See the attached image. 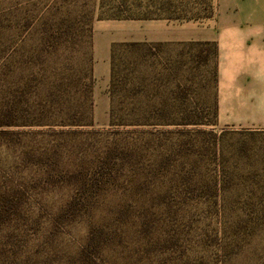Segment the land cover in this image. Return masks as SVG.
Instances as JSON below:
<instances>
[{
	"label": "rangeland",
	"instance_id": "obj_1",
	"mask_svg": "<svg viewBox=\"0 0 264 264\" xmlns=\"http://www.w3.org/2000/svg\"><path fill=\"white\" fill-rule=\"evenodd\" d=\"M211 13L212 0H0V122L14 121L0 194L18 210L0 264H78L93 226L106 242L91 264H264V130L216 123L211 44L118 47L107 119L94 115L95 26Z\"/></svg>",
	"mask_w": 264,
	"mask_h": 264
},
{
	"label": "crops",
	"instance_id": "obj_2",
	"mask_svg": "<svg viewBox=\"0 0 264 264\" xmlns=\"http://www.w3.org/2000/svg\"><path fill=\"white\" fill-rule=\"evenodd\" d=\"M95 26L93 76L95 117L107 119L108 100L100 97L110 77V47L117 42H213L216 47V123L264 130V0H212L209 17L158 18L145 24L115 25L104 34ZM102 35V36H101ZM102 100V101H101Z\"/></svg>",
	"mask_w": 264,
	"mask_h": 264
},
{
	"label": "trees",
	"instance_id": "obj_3",
	"mask_svg": "<svg viewBox=\"0 0 264 264\" xmlns=\"http://www.w3.org/2000/svg\"><path fill=\"white\" fill-rule=\"evenodd\" d=\"M169 4V1H168ZM112 18L116 19H128L131 18L130 15H119L114 14ZM149 17L145 15V19H148ZM156 18H180V17H172V16H166V17H160L157 16ZM161 42L157 43L160 44ZM201 43H207L211 44L213 46V55L215 60V93H214V103H215V121H216V47L213 42H192L189 43L190 45L195 44L199 45ZM188 44V43H187ZM142 42H117L113 43L110 47V54H109V62H110V86H114V79H115V72H114V64L117 57V49L118 47H131V46H141ZM151 43H146L145 46L149 47ZM88 92L90 91V87L87 86ZM89 107L91 106V101H89ZM110 116L112 114L110 113ZM91 120V119H90ZM112 120V119H111ZM14 122V121H12ZM12 122L10 120L7 121H1L0 125H12ZM79 191V190H77ZM78 208V198L77 194L66 204V206L62 209V211L58 214V217L61 219H66L69 216H72L75 214L76 210ZM17 204L13 203L8 195L0 194V224L2 223H10V220L12 219V215L17 213ZM104 242H106V237L102 233L101 228H97V226H93L90 230L89 239L87 241V244L85 247L80 251L79 255L77 256L78 264H91L93 255L100 251L101 246H103ZM91 253V255H90Z\"/></svg>",
	"mask_w": 264,
	"mask_h": 264
}]
</instances>
